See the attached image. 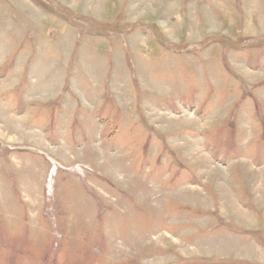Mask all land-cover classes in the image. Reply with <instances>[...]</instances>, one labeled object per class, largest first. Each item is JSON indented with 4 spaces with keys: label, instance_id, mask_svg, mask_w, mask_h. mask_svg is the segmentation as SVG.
<instances>
[{
    "label": "rangeland",
    "instance_id": "rangeland-1",
    "mask_svg": "<svg viewBox=\"0 0 264 264\" xmlns=\"http://www.w3.org/2000/svg\"><path fill=\"white\" fill-rule=\"evenodd\" d=\"M0 264H264V0H0Z\"/></svg>",
    "mask_w": 264,
    "mask_h": 264
},
{
    "label": "bare ground",
    "instance_id": "bare-ground-1",
    "mask_svg": "<svg viewBox=\"0 0 264 264\" xmlns=\"http://www.w3.org/2000/svg\"><path fill=\"white\" fill-rule=\"evenodd\" d=\"M12 118H13V117H10L9 119H10L11 121H13V119H12ZM188 120H194V119H192V118H189ZM30 135H31V136H34L35 134H34V133H31ZM31 136H30V137H31Z\"/></svg>",
    "mask_w": 264,
    "mask_h": 264
}]
</instances>
